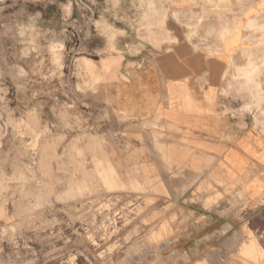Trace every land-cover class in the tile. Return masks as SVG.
<instances>
[{"label": "rangeland", "instance_id": "rangeland-1", "mask_svg": "<svg viewBox=\"0 0 264 264\" xmlns=\"http://www.w3.org/2000/svg\"><path fill=\"white\" fill-rule=\"evenodd\" d=\"M152 2L0 0V264H264V192L217 177L182 201L139 187L143 130L173 128L134 124L112 88L175 39L178 16L150 14ZM250 51L241 73L257 87L264 47ZM235 99L254 109L264 95ZM252 234L260 250L243 246Z\"/></svg>", "mask_w": 264, "mask_h": 264}, {"label": "crops", "instance_id": "crops-1", "mask_svg": "<svg viewBox=\"0 0 264 264\" xmlns=\"http://www.w3.org/2000/svg\"><path fill=\"white\" fill-rule=\"evenodd\" d=\"M148 11L178 16L165 23L175 39L164 34L151 61L126 64L112 88L114 106L134 124L173 128L160 138L143 130L148 154L142 163L151 174L138 175L139 187L147 197L166 196L155 189L169 197L179 192L182 201L217 177L240 183L253 199L264 192V102L253 109L246 99L235 104V96L264 95V75L261 83L254 76L258 91L241 73L256 58L247 53L264 47V0H153ZM193 15L208 17L195 21ZM251 240L260 250L253 234L243 246Z\"/></svg>", "mask_w": 264, "mask_h": 264}, {"label": "bare ground", "instance_id": "bare-ground-1", "mask_svg": "<svg viewBox=\"0 0 264 264\" xmlns=\"http://www.w3.org/2000/svg\"><path fill=\"white\" fill-rule=\"evenodd\" d=\"M162 230H164L165 232L167 231H169V229H168V227L164 224V225H162Z\"/></svg>", "mask_w": 264, "mask_h": 264}]
</instances>
